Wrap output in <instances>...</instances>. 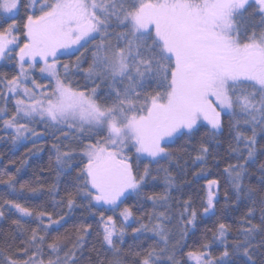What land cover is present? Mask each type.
<instances>
[{
  "label": "snow or ice",
  "instance_id": "snow-or-ice-1",
  "mask_svg": "<svg viewBox=\"0 0 264 264\" xmlns=\"http://www.w3.org/2000/svg\"><path fill=\"white\" fill-rule=\"evenodd\" d=\"M0 62V130L56 172L0 170V264H264V0H0Z\"/></svg>",
  "mask_w": 264,
  "mask_h": 264
},
{
  "label": "trees",
  "instance_id": "trees-1",
  "mask_svg": "<svg viewBox=\"0 0 264 264\" xmlns=\"http://www.w3.org/2000/svg\"><path fill=\"white\" fill-rule=\"evenodd\" d=\"M21 14H23L21 12ZM74 59V57L72 58ZM62 62H68V57H61ZM3 63V62H0ZM86 66V65H85ZM3 70L11 71V65H8ZM226 136V134H225ZM0 170H8L11 172H15L17 168H20L21 171L17 175V179L23 182H37L46 181L47 183H52L56 178V172L54 168L55 156L51 151L52 140L50 138H42L37 142V147L42 149L39 152L33 150V152H29V149L33 148V143L31 140L22 142L20 144L13 145L9 139V134L4 133L0 130ZM195 155V153H192ZM187 159V157H185ZM10 161H14L15 163H11ZM229 162H235L231 159L228 153V142L226 138H222V143L219 148L215 149L213 154L208 157V162L204 167L207 168V179H218L220 181L221 190H220V204L217 206L218 208L223 205L224 197H223V189L226 187L225 175L223 174V169ZM189 168L187 171L189 175L187 176V180L191 181L193 179L191 173L199 171V165L196 167L191 166V161H188ZM206 180L201 178L198 182L194 183L191 189H185L186 193L193 194L200 192ZM63 187V185H61ZM17 189H19V184H17ZM6 188L4 185H0V195L6 194ZM175 195V193H174ZM24 197L27 198V203L31 205H43L48 208L49 211H52L51 208V198L47 195H39L33 196L29 192L24 193ZM21 202H25L21 200ZM56 211H60L57 209ZM63 211H67L64 209ZM88 216L87 213H82L81 209H76L73 215L75 217H80L81 215ZM219 212L216 217H212L211 219L205 218L202 221H198L199 227L196 231L195 235H191L189 237V244L194 245V242L199 239L208 228H213L215 223L217 222V218L219 217ZM232 218L235 220H239V214H231ZM89 222H93V218L89 217ZM10 225V221L0 222V228H3L7 231ZM65 227L70 228L71 222L65 225ZM95 227V225H94ZM208 238L211 239V233H208ZM95 236L92 237V243H95ZM91 247V245H89ZM99 248V245H96ZM215 247V246H214ZM187 251V249H185ZM95 255V253H92Z\"/></svg>",
  "mask_w": 264,
  "mask_h": 264
},
{
  "label": "rangeland",
  "instance_id": "rangeland-1",
  "mask_svg": "<svg viewBox=\"0 0 264 264\" xmlns=\"http://www.w3.org/2000/svg\"><path fill=\"white\" fill-rule=\"evenodd\" d=\"M25 142V141H24ZM206 184V183H205ZM205 184H204V186H205Z\"/></svg>",
  "mask_w": 264,
  "mask_h": 264
}]
</instances>
